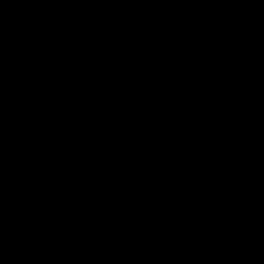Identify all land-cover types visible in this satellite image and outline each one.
<instances>
[{
    "label": "water",
    "instance_id": "95a60500",
    "mask_svg": "<svg viewBox=\"0 0 264 264\" xmlns=\"http://www.w3.org/2000/svg\"><path fill=\"white\" fill-rule=\"evenodd\" d=\"M0 264H264V0H0Z\"/></svg>",
    "mask_w": 264,
    "mask_h": 264
}]
</instances>
